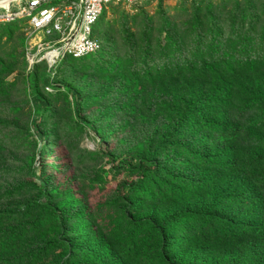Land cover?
<instances>
[{
  "label": "trees",
  "instance_id": "1",
  "mask_svg": "<svg viewBox=\"0 0 264 264\" xmlns=\"http://www.w3.org/2000/svg\"><path fill=\"white\" fill-rule=\"evenodd\" d=\"M162 1L101 26L104 9L100 49L50 71L0 23V264H264V0Z\"/></svg>",
  "mask_w": 264,
  "mask_h": 264
},
{
  "label": "built area",
  "instance_id": "2",
  "mask_svg": "<svg viewBox=\"0 0 264 264\" xmlns=\"http://www.w3.org/2000/svg\"><path fill=\"white\" fill-rule=\"evenodd\" d=\"M151 1L155 0H10L0 5V23L22 21L36 39L24 53L27 71L39 62L50 71L66 56L79 58L100 49L94 27L107 5Z\"/></svg>",
  "mask_w": 264,
  "mask_h": 264
},
{
  "label": "rangeland",
  "instance_id": "3",
  "mask_svg": "<svg viewBox=\"0 0 264 264\" xmlns=\"http://www.w3.org/2000/svg\"><path fill=\"white\" fill-rule=\"evenodd\" d=\"M160 0H155V1H151L148 3H142V4H137V5H126V4H113V5H109L107 6V8H105L104 13L101 17V26H106L109 23H112L114 21H116V19H118L121 15L126 14V13H135L138 10H144L147 11L150 14H153L157 7H158V3ZM179 1L178 0H163L162 4L163 7L166 8L168 10L169 14H173L175 12L176 9L179 8ZM18 29H14L13 30V34L14 36H12V38L7 40V49L8 48H12L11 46H15V48H17L15 50V55L17 56V58L19 60H21L20 55L23 53H25L26 47H29L30 45H33V43L36 41V39H34L33 36L28 35L26 30H25V26L23 25L22 21H18L17 24ZM1 27H0V33H1ZM7 37H5L3 39V41L6 39ZM20 39L24 40V45L23 47H20L19 45V41ZM16 75L15 72L9 74L6 76V81L8 82H12L14 76ZM24 84L22 82V80H18L15 82L12 90H11V94H10V98H9V103L11 104H26L28 101L27 95L24 92ZM20 125H22L23 129H26V125L23 124L22 121L18 122ZM7 135H13L14 133L16 134V136H13V139L11 138V140L13 142H15V145L13 146L14 148L11 150L10 154L7 155L10 158V166H14V165H22L23 164V160L26 159L27 156V160H29L28 154L26 153V149L23 147H19L21 145V141L19 139V137H17L18 133V129L12 125L7 131H6ZM104 144L106 146H110L109 143L104 142ZM98 141L97 139L92 135L89 134L88 132L83 134V137L80 141V149L74 154L73 157V169H74V173L76 176L81 175L82 173H85L90 167H92V163L89 162V160L85 157V152L84 150H93L96 149L98 146ZM48 146H52V143L49 142ZM50 150L49 156L47 157V162H49L51 160V157H54L55 155L58 154L56 148L53 147H49ZM27 154V155H26ZM14 156H17V160L14 159ZM36 165V163L34 164V166ZM108 166V165H107ZM109 178L107 179V183H106V188L104 190L98 191L96 199H99V197L102 196V193L108 189H111L116 181L114 179H111V175L108 176Z\"/></svg>",
  "mask_w": 264,
  "mask_h": 264
},
{
  "label": "bare ground",
  "instance_id": "4",
  "mask_svg": "<svg viewBox=\"0 0 264 264\" xmlns=\"http://www.w3.org/2000/svg\"><path fill=\"white\" fill-rule=\"evenodd\" d=\"M10 0H0V5H4L6 3H8Z\"/></svg>",
  "mask_w": 264,
  "mask_h": 264
}]
</instances>
